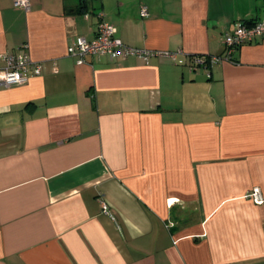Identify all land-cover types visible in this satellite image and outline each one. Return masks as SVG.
Returning <instances> with one entry per match:
<instances>
[{"label": "crops", "instance_id": "obj_1", "mask_svg": "<svg viewBox=\"0 0 264 264\" xmlns=\"http://www.w3.org/2000/svg\"><path fill=\"white\" fill-rule=\"evenodd\" d=\"M29 1L0 0V54L42 65L0 87V264H264V38L223 47L264 0ZM100 20L147 61L77 65Z\"/></svg>", "mask_w": 264, "mask_h": 264}, {"label": "built area", "instance_id": "obj_2", "mask_svg": "<svg viewBox=\"0 0 264 264\" xmlns=\"http://www.w3.org/2000/svg\"><path fill=\"white\" fill-rule=\"evenodd\" d=\"M13 7L24 12H29L31 4L29 0H13ZM146 16V8H142L140 17ZM95 32L93 40L88 41L84 37H76L68 46L67 54L75 59L77 65L84 64L86 58L92 55L107 56L111 61L137 56L145 62L150 56L148 52L133 50L124 46L116 36V29L103 20H100ZM263 38L264 19L253 22L251 25L242 24L233 33L226 34L224 37L223 47L226 58L230 59L235 50L240 46ZM41 71L42 65L30 60L24 54H0V87L9 88L23 85L27 83L30 77L39 76ZM248 197L257 205L263 203V197L257 187L251 189ZM101 207L102 211L105 212L106 207L103 203H101Z\"/></svg>", "mask_w": 264, "mask_h": 264}, {"label": "trees", "instance_id": "obj_3", "mask_svg": "<svg viewBox=\"0 0 264 264\" xmlns=\"http://www.w3.org/2000/svg\"><path fill=\"white\" fill-rule=\"evenodd\" d=\"M253 22L252 21H249V22H247L246 24L247 25H251Z\"/></svg>", "mask_w": 264, "mask_h": 264}]
</instances>
